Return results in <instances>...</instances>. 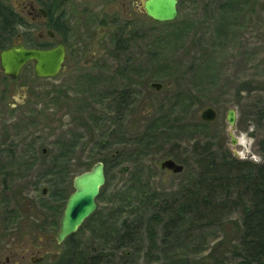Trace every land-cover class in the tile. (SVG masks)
Instances as JSON below:
<instances>
[{
  "label": "rangeland",
  "instance_id": "rangeland-1",
  "mask_svg": "<svg viewBox=\"0 0 264 264\" xmlns=\"http://www.w3.org/2000/svg\"><path fill=\"white\" fill-rule=\"evenodd\" d=\"M8 1L20 7L22 0ZM117 13L112 15L130 26L122 31L120 25L104 23L93 41L71 42L68 68L58 76L36 78L28 68L22 79L32 81L29 86L41 94L33 111L11 110L9 102L22 98L19 87L0 108L10 151L0 176V181L6 178L0 189V264H6L9 251L11 264L58 262L68 247L67 239L61 243L56 239L65 207L57 215L51 207L62 202L64 187L68 196L74 191L76 175L101 159L106 182L96 210L75 239L115 261L124 248L114 250L116 242L107 241V234L102 237L100 220L113 224L140 217L147 222L164 203L185 194L198 169L197 159L206 150H227L253 163L264 160L259 147L264 120L255 113V106L264 102V0H179L177 18L166 22L144 13ZM103 16L109 21L112 17ZM116 31L118 46L112 35ZM152 82L163 86L157 89ZM207 107L218 113L213 122L201 118ZM230 109L236 111L234 125L227 118ZM56 158L63 168L67 164L65 178L52 171ZM167 158L183 164L184 172L161 168ZM55 192L61 195L58 201ZM217 211L194 224L188 216L166 239L157 225L158 247L152 251L141 225L140 240L127 248L133 258L121 262L233 261L242 211L238 207ZM55 216L58 225L52 227ZM207 218L215 221L209 224Z\"/></svg>",
  "mask_w": 264,
  "mask_h": 264
},
{
  "label": "trees",
  "instance_id": "trees-1",
  "mask_svg": "<svg viewBox=\"0 0 264 264\" xmlns=\"http://www.w3.org/2000/svg\"><path fill=\"white\" fill-rule=\"evenodd\" d=\"M16 17L18 18V15L10 5H2L0 2L1 23L7 25V22L13 21L11 18L16 19ZM255 113L258 120H264V102L255 106ZM202 125L207 126V124ZM154 129L156 131L157 128ZM149 137L150 135L145 138ZM259 147L264 153V139L260 140ZM63 152L65 153V150ZM54 160L55 169L53 168L52 171L56 175L65 174L63 177L65 178L68 173L67 164L65 163L63 168L58 162V158ZM196 164L198 169L193 174L190 186L185 189V194L181 198H175L172 202L164 203L159 211L150 216L147 222L140 217H135V220L131 221L126 217L118 222L116 220L113 224L103 219L100 220V227L104 231L102 237L107 234V241L116 242V245L113 246L114 250L124 248L125 253L119 256L118 261L95 247H86L80 239H75L74 233L66 238L68 247L62 251L56 264H114L116 262L124 264L123 262L130 261L131 256L133 258V252L128 249L131 244L140 240L141 225L146 227L150 243L149 250L152 251L158 247L157 225H161L164 232L163 237L170 238L179 224L185 222L188 216L193 218L191 223L194 224L198 223L197 218H206V216L204 217L206 213L211 215V213H217V210L227 207H238L242 211V231L238 248L233 252V261L211 264H264V160L261 163H253L240 160L227 150L223 152L206 150V152L200 153ZM62 191L64 192L60 193L62 202L51 207L56 215L62 212L69 197L68 187H64ZM60 194L54 193L56 201ZM126 195L128 197V194ZM121 202L123 203L122 200ZM125 205L123 203V206ZM94 215L91 216V219L94 218ZM214 221V219L208 220L209 224ZM51 225L52 227L58 225L56 216ZM104 237L106 238V236ZM122 260L123 262H121Z\"/></svg>",
  "mask_w": 264,
  "mask_h": 264
},
{
  "label": "flooded vegetation",
  "instance_id": "flooded-vegetation-1",
  "mask_svg": "<svg viewBox=\"0 0 264 264\" xmlns=\"http://www.w3.org/2000/svg\"><path fill=\"white\" fill-rule=\"evenodd\" d=\"M0 2L2 5H10L13 11L19 15L18 18L16 17L17 20L11 18L13 21L7 22V25L0 22V53L18 45H23L29 49H51L63 44L66 50V59L60 73L68 68V52L71 42L80 39L83 42L93 41L98 33H101L100 29H102L104 23H115L123 28L122 31H125L130 26V22L122 21L112 15L118 14L117 12H120L122 16L130 13L146 14L143 6L144 0H22L20 7H14L8 0H0ZM26 14L27 19H23V15ZM106 14L112 16L110 21L103 16ZM110 28L112 29V27ZM112 35L114 36L115 46H118V31ZM121 39L125 38L122 37ZM71 51L75 52V49ZM96 57L97 55L91 60L96 59ZM29 67L33 68V71H29V73L33 72L36 78L56 77L39 75L36 70V59L27 61L16 76L10 75L3 69L0 55V108L5 104L9 93L15 91L18 87L20 90L18 94H21L22 98L15 99L14 97L15 102H9L11 110L16 108L20 111H33L36 108L41 94L36 91V87L29 86L33 84L32 81L29 84L22 79ZM1 115L2 112L0 111V176L3 174V159L8 152L10 153V151L7 152L6 148L7 141L4 137L6 125ZM46 151L44 148L43 152L46 153ZM5 186L6 178H2L0 189L5 188ZM24 252L22 251L21 259L26 257ZM11 253L13 252L9 251L5 258L6 264L12 262ZM14 264H19V262L17 261Z\"/></svg>",
  "mask_w": 264,
  "mask_h": 264
},
{
  "label": "water",
  "instance_id": "water-1",
  "mask_svg": "<svg viewBox=\"0 0 264 264\" xmlns=\"http://www.w3.org/2000/svg\"><path fill=\"white\" fill-rule=\"evenodd\" d=\"M179 0H144L143 6L146 14L158 22L172 21L178 16ZM2 67L6 73L16 76L21 67L29 60L36 59V70L41 76H57L64 66L66 50L63 44L51 49H29L23 45L13 46L1 53ZM157 89L162 88V83L152 82ZM218 116L213 107H207L202 111L201 118L206 122H213ZM228 121L234 125L236 121L235 109L228 112ZM233 144L236 138L232 136ZM161 168L171 170L174 173H182L185 166L173 158L162 161ZM106 182L105 163L97 161L89 170L74 177V191L69 195L60 219V227L56 239L63 242L68 236L76 233L83 222L94 213L97 208V197L102 186ZM48 188H43L46 194ZM42 258L32 260L38 261Z\"/></svg>",
  "mask_w": 264,
  "mask_h": 264
}]
</instances>
